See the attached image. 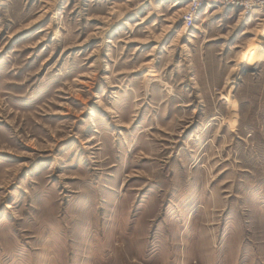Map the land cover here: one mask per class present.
I'll use <instances>...</instances> for the list:
<instances>
[{
    "label": "rangeland",
    "instance_id": "obj_1",
    "mask_svg": "<svg viewBox=\"0 0 264 264\" xmlns=\"http://www.w3.org/2000/svg\"><path fill=\"white\" fill-rule=\"evenodd\" d=\"M184 13L0 0V264H264V13Z\"/></svg>",
    "mask_w": 264,
    "mask_h": 264
},
{
    "label": "built area",
    "instance_id": "obj_2",
    "mask_svg": "<svg viewBox=\"0 0 264 264\" xmlns=\"http://www.w3.org/2000/svg\"><path fill=\"white\" fill-rule=\"evenodd\" d=\"M182 2L181 28L185 32L194 28V17L202 10L211 7H230L240 10L244 15L254 12L264 13V0H178Z\"/></svg>",
    "mask_w": 264,
    "mask_h": 264
},
{
    "label": "bare ground",
    "instance_id": "obj_3",
    "mask_svg": "<svg viewBox=\"0 0 264 264\" xmlns=\"http://www.w3.org/2000/svg\"><path fill=\"white\" fill-rule=\"evenodd\" d=\"M201 12H202V10L197 14V16L200 15ZM197 16L194 17V23H195V21H196ZM183 31H184V29H183ZM260 56H261V55H260ZM155 82H156V80H153V81H152V83H155Z\"/></svg>",
    "mask_w": 264,
    "mask_h": 264
}]
</instances>
